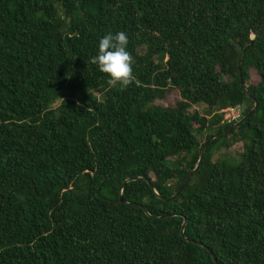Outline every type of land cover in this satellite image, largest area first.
I'll return each instance as SVG.
<instances>
[{"label": "trees", "instance_id": "1", "mask_svg": "<svg viewBox=\"0 0 264 264\" xmlns=\"http://www.w3.org/2000/svg\"><path fill=\"white\" fill-rule=\"evenodd\" d=\"M0 264H264V0H0Z\"/></svg>", "mask_w": 264, "mask_h": 264}, {"label": "clouds", "instance_id": "2", "mask_svg": "<svg viewBox=\"0 0 264 264\" xmlns=\"http://www.w3.org/2000/svg\"><path fill=\"white\" fill-rule=\"evenodd\" d=\"M129 38L124 31L116 34L108 33L98 45V54L91 58V63L98 66L99 70L110 78V87L120 86L121 90L127 89L133 83L139 86L133 69V56L127 50Z\"/></svg>", "mask_w": 264, "mask_h": 264}, {"label": "rangeland", "instance_id": "3", "mask_svg": "<svg viewBox=\"0 0 264 264\" xmlns=\"http://www.w3.org/2000/svg\"><path fill=\"white\" fill-rule=\"evenodd\" d=\"M139 52L142 53L144 52L143 48L139 49ZM260 79L258 73L253 69L250 68L249 69V83H256L258 82ZM179 99V94H178V90L176 88H172L170 91H168L165 95V97L163 99L157 100L156 102L161 104V105H165V106H170V105H174L175 102ZM59 102V101H57ZM243 105H239L238 109L240 111L243 110ZM192 109H196L198 110V112H200L201 114H207V115H211L212 112H206L207 108L205 105H194L192 107ZM198 124H195V127H197ZM199 139H201L202 141L205 138V135L199 134L198 135ZM242 150V144L240 142H237L235 144H233L231 147H229L228 149H219L218 151L215 152V155H220V154H225L228 155L230 157H238V152H240Z\"/></svg>", "mask_w": 264, "mask_h": 264}, {"label": "water", "instance_id": "4", "mask_svg": "<svg viewBox=\"0 0 264 264\" xmlns=\"http://www.w3.org/2000/svg\"><path fill=\"white\" fill-rule=\"evenodd\" d=\"M238 73L239 75L241 74V56H240V59H239V62H238ZM241 122V119L238 120L237 122H235L233 125H231L228 129H232L234 128L235 126L238 125V123ZM218 135H220V133H217L215 136H211L206 142H204L202 145H201V148H200V154H199V158L197 160V162L195 163L194 167L188 172L187 176L185 177V179L183 180L181 186L176 190V192L171 196V197H174L176 195L179 194V192L182 190V188L186 185V183L188 182L189 178L191 177L193 171L196 169V167L198 166V164L200 163L202 157H203V154H204V149H205V146L207 143H209L210 141H212L215 137H217ZM130 180V179H129ZM119 202H125L122 198V195H121V192L119 194ZM143 208V210L146 212V208L144 206H141ZM185 222H186V219H184V222L182 223L181 225V232H183V228H184V225H185ZM192 241V240H190ZM200 244V243H199Z\"/></svg>", "mask_w": 264, "mask_h": 264}, {"label": "built area", "instance_id": "5", "mask_svg": "<svg viewBox=\"0 0 264 264\" xmlns=\"http://www.w3.org/2000/svg\"><path fill=\"white\" fill-rule=\"evenodd\" d=\"M239 106H229L223 109L224 120L227 122H234L240 118Z\"/></svg>", "mask_w": 264, "mask_h": 264}]
</instances>
